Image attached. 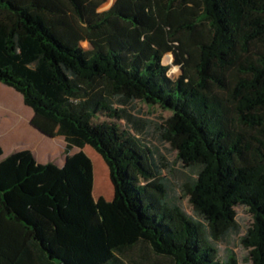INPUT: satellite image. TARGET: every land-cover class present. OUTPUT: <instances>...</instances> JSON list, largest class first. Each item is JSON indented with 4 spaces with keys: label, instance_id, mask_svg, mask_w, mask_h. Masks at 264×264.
<instances>
[{
    "label": "trees",
    "instance_id": "trees-1",
    "mask_svg": "<svg viewBox=\"0 0 264 264\" xmlns=\"http://www.w3.org/2000/svg\"><path fill=\"white\" fill-rule=\"evenodd\" d=\"M108 1L0 0V83L66 143L63 167L0 145V264H128L139 246L240 264L219 251L241 233L237 207L253 218L242 248L264 264V0ZM116 102L170 114L156 131L179 172ZM87 146L112 201L93 197Z\"/></svg>",
    "mask_w": 264,
    "mask_h": 264
},
{
    "label": "rangeland",
    "instance_id": "rangeland-1",
    "mask_svg": "<svg viewBox=\"0 0 264 264\" xmlns=\"http://www.w3.org/2000/svg\"><path fill=\"white\" fill-rule=\"evenodd\" d=\"M114 3H115V0H109L107 4L102 6L101 11L109 9L110 7L108 8L107 6H109V5L111 6ZM83 46L86 49L90 48V45L88 43H84ZM163 63L165 65H169L171 67L170 76L172 78L176 79L182 74L181 67L180 66H174V64H173L174 63V55L172 53H169L164 57ZM11 90H12V92H14L13 94H15L17 96V100L19 99L20 103L24 105L22 95L17 93L13 89H11ZM8 98L11 101H14V102L16 101V98L13 97L12 95H9ZM0 104H1V101H0ZM115 105L118 108H125L127 114L129 116H131L132 118L147 122L145 127L143 128V132H142L143 134H141V136L145 137L147 142L150 143L152 147H156L159 150H161L163 156L167 159L170 166H172V169L179 172L181 170V168H180L181 166L177 162L176 154L173 151H171L168 146H166L165 144H163L160 141V136H159L158 132L156 131L158 126L163 124L164 121L168 117H170V114L168 112L161 110L158 107L151 108L142 102H134V103H131L129 105H120L118 102H116ZM28 109L30 111H32V109H30V108H28ZM22 117L25 118V120L28 118L27 120L29 123H26L27 127L29 129L32 128L31 127L32 126L31 120L33 118L28 117V115L26 113L22 114ZM121 125L126 126V125H129V123L125 120V121L121 122ZM33 128L31 129V131H33V133L41 134V135H39L41 137H42V135H44L41 132H39L37 129H33ZM29 129L27 130V132H29ZM2 132H3V130L0 129V141L2 140L1 139ZM36 132H39V133H36ZM44 136H45V137H43L44 140H46L48 142V145H47L48 148H45L44 150H42L41 147L35 141H33V140H32V142L30 141L31 144L34 145L33 147H35V149H37L38 156L44 160V161H42V163L49 162L50 157L53 159H56V160H62L65 156L64 150H65V146H66L64 138L63 137L51 138V137H48L46 135H44ZM24 143H25V141H21V140L16 141V144H18V146H22V144H24ZM16 144H15V146H16ZM9 151H13V150H9ZM83 151L88 155V157L93 162L94 174L96 175V189L97 188L99 189V181H100L101 191L103 192L102 195H100V198H104L107 201H110L109 199H112L114 197V187H113L111 179H110V171H109L108 166L106 165L103 158L91 147L87 146L83 149ZM7 152H8V150H7ZM99 157L103 160V162L107 166V171H105V172H107V182H109V186L105 185L104 179L100 176L99 162H98ZM185 175L192 177L194 174L190 171H185L184 175L181 173H178V177L180 178L181 181L185 180ZM183 205L186 208L187 212L189 214H191V209L188 206L186 201H183ZM236 210H237V220H238V223L240 225L241 233L238 235H234L229 240V243L220 244L219 245V251H220V254L223 257H225L226 256L225 250L231 249L236 253V255L240 261V264H251V262L249 260V253L247 250L242 248L240 240H241V237L247 231V229L251 226V224L253 222V218H252V215L244 207H237ZM129 258L130 259L127 260L128 264H132V263L133 264H173L171 261H169L165 258H162V257H158V256L154 255L152 252H150V250L143 248L141 246H139L137 249H135L134 252L129 256Z\"/></svg>",
    "mask_w": 264,
    "mask_h": 264
},
{
    "label": "crops",
    "instance_id": "crops-1",
    "mask_svg": "<svg viewBox=\"0 0 264 264\" xmlns=\"http://www.w3.org/2000/svg\"><path fill=\"white\" fill-rule=\"evenodd\" d=\"M11 89L12 88L0 83V101H1V104H0V129L3 130L2 134H1L2 140L0 141V145L3 148V152H4L2 158H5L11 154H14V153L22 151V150H30L34 154L36 160L39 163H42V161H44V160L38 156L37 149H35V147H33L34 145L31 144V142H32V140L35 141L41 147L42 150H44L45 148H48L47 147L48 142L46 140H44V138H43V137H45L44 135H42V137H41V136H39L41 134H35V133H33V131H31L33 126H31L32 128H30V129L27 127L26 123H29L27 120L28 118L25 120V118L22 117V114L26 113L28 115V117L33 118L34 112H33V110L30 111L28 109L29 107L27 108V106L25 104H24L25 106L23 104H21L20 100L19 99L17 100V96L15 94H13L14 92H12ZM9 95H12L13 97H15L16 101L15 102L11 101L8 98ZM23 103H24V101H23ZM31 122H32V120H31ZM28 129H29V132H27ZM33 129H35V128H33ZM36 133H39V132H36ZM17 140L25 141V143L22 144V146H18V144H16ZM15 144H16V146H15ZM7 150H8V152H7ZM9 150H13V151H9ZM79 151H80V149H75L72 152V154L77 153ZM49 159H50L49 162H53L57 166L63 167L65 164V161H66V156H64V158L62 160H56V159H53L51 157ZM49 162H47V163H49ZM42 164H46V163H42ZM102 193L103 192L101 191L100 181H99V189L98 188L96 189V175L94 174V188H93L94 199L96 201H98L100 199V195H102ZM113 198L109 199V200L112 201Z\"/></svg>",
    "mask_w": 264,
    "mask_h": 264
},
{
    "label": "water",
    "instance_id": "water-1",
    "mask_svg": "<svg viewBox=\"0 0 264 264\" xmlns=\"http://www.w3.org/2000/svg\"><path fill=\"white\" fill-rule=\"evenodd\" d=\"M115 1H116V0H115ZM113 5H114V4H113ZM113 5H111V6L109 5V6H107V7H108V8H109V7L111 8ZM110 8H109V9H110Z\"/></svg>",
    "mask_w": 264,
    "mask_h": 264
}]
</instances>
